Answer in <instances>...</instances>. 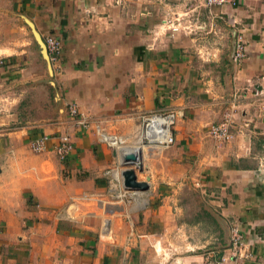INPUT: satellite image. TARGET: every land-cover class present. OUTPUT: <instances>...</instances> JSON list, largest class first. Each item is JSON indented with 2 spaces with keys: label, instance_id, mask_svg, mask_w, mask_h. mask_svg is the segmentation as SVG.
<instances>
[{
  "label": "crops",
  "instance_id": "obj_1",
  "mask_svg": "<svg viewBox=\"0 0 264 264\" xmlns=\"http://www.w3.org/2000/svg\"><path fill=\"white\" fill-rule=\"evenodd\" d=\"M188 11L207 22L206 32L184 28ZM10 14L22 22L13 31L24 34L26 18L42 38L61 40L52 78L63 109L52 123L31 126L11 127L25 122L16 111L0 116V264H264V0L208 8L202 0H0V96L7 106L21 99L28 79L39 78L30 42L3 31ZM238 37L246 55L231 64ZM16 82L22 94H12ZM66 102L140 149L151 202L135 215L142 236L134 247L99 240V220L56 215L71 196L101 190L115 159L91 124L68 121ZM167 110L177 114L173 144L147 143L140 116ZM226 114L233 135L220 142L207 130ZM64 131L73 150L58 160L52 148ZM40 134L50 136L47 150L34 153L30 140ZM48 166L51 178L43 181ZM184 187L199 196L192 213L182 202ZM232 227L241 256L230 250Z\"/></svg>",
  "mask_w": 264,
  "mask_h": 264
},
{
  "label": "built area",
  "instance_id": "obj_2",
  "mask_svg": "<svg viewBox=\"0 0 264 264\" xmlns=\"http://www.w3.org/2000/svg\"><path fill=\"white\" fill-rule=\"evenodd\" d=\"M225 0H202L204 7L221 5ZM172 27V30L177 29ZM46 46V54L52 68V73L60 69V52L62 42L53 34H47L43 37ZM246 48L243 40L238 37L236 40L235 51L232 55L234 64L241 62L246 55ZM65 114L68 121L75 126L88 128L92 125L95 134L109 148L114 151V162L111 167L104 170L102 177L105 185L101 190L81 192L69 198L68 202L56 211L58 218L76 220L80 217L98 218V239L116 244L127 250L137 244V240L142 236L136 229L135 215L149 207L151 202V193L148 188L145 190L124 187L122 183L121 171L125 168H132L137 180L141 173H145L146 165L143 157L139 156L132 160L127 159V155L132 153L133 146L127 144L125 139L120 136L104 131L98 122L89 123L82 118L78 112L76 102H66ZM177 116L174 110L164 112H155L142 114L140 116V125L142 135L147 143H154L162 147H169L174 142L171 134V127L174 118ZM91 124V125H90ZM231 116L224 115L219 121L214 122L208 127V134L220 142H227L232 138ZM50 136L40 134L30 140V148L34 153H42L47 150V142ZM57 142L52 148L54 155L58 160H64L73 150V141L70 134L65 131L57 136ZM135 147V146H134ZM230 250L233 254L241 256V235L236 227L230 228L229 234ZM157 251V250H155Z\"/></svg>",
  "mask_w": 264,
  "mask_h": 264
},
{
  "label": "rangeland",
  "instance_id": "obj_3",
  "mask_svg": "<svg viewBox=\"0 0 264 264\" xmlns=\"http://www.w3.org/2000/svg\"><path fill=\"white\" fill-rule=\"evenodd\" d=\"M186 10H188V6H186ZM195 16H196V12L188 11L186 15V17H189V18H186L188 19V22H185V24L182 23L184 28H191L192 30H195L196 32L200 30L206 32L208 28L207 22L199 20V19L198 21H196V19L195 21L192 20V17L195 18ZM6 21L7 23H4L3 25V31L7 32V29H9V33H10V36L12 37V40L16 39V42L20 44L25 43V42H30V47L32 48L31 52L33 53H32V56L30 57V60L28 59V57L26 59L29 60V62L31 61V59H35L36 66L34 67H37V68H33V70L37 72V74H39V78L27 80V82L25 83L26 91L24 92L23 96H21V99L18 100L16 97L10 98V102L12 106H7L8 100L3 99L2 96H0V116L4 113H8L9 111L11 113L12 112L14 113L16 111L18 113L19 119H22V118L25 119V122H22V123L17 122L15 123V125H13L12 123L11 127L16 126V124L19 126L22 124L31 126L34 123L38 124L39 122L52 123L54 119L58 115H60V113L56 110L57 105L54 102L53 88L51 85H49L47 81L52 80L55 82V80H53L52 78L53 76L50 77L47 73L46 65L39 54L38 44L34 40L29 27L26 24L25 25L23 24L25 26V33L23 34L22 31L21 32L13 31V30H18L19 23L20 24L22 23L19 18L17 19V17L15 16L13 17L10 14L9 18L7 20H4V22ZM0 28H1V25H0ZM203 39H205L204 41L205 43H209V42L212 43V39H210V37L207 35L203 36ZM25 54L27 55V52ZM25 67H27V71H28V66H25ZM24 89L25 88L22 85H20L19 82L11 84L12 94L13 93L16 94L21 90L24 91ZM23 91H21V94ZM0 95H2L1 92H0ZM63 115H65V117L67 116L65 113ZM138 153H140L139 148L137 149V154ZM30 154L32 155L34 153L31 151ZM30 154L28 155V157L30 156ZM138 156L139 155H137V157ZM51 171H52L51 166H48L47 168L43 167L42 172L45 175L44 176L45 178L43 179V181L51 178L50 177ZM48 173L50 174L48 175ZM57 173L59 175L58 168H57ZM139 177L140 178L145 177V173H141ZM52 178L56 180L55 185L57 187L64 185L63 182L60 181L59 178H56L55 176H53ZM182 202L187 207V210H189L190 213H192L195 205L197 206L200 203V200H199V196L197 195V192H194L192 189H187L186 187H184V194H183ZM95 219L98 220V218H94L93 220Z\"/></svg>",
  "mask_w": 264,
  "mask_h": 264
},
{
  "label": "water",
  "instance_id": "obj_4",
  "mask_svg": "<svg viewBox=\"0 0 264 264\" xmlns=\"http://www.w3.org/2000/svg\"><path fill=\"white\" fill-rule=\"evenodd\" d=\"M24 23L29 27V29L33 35L34 40L38 44L39 54H40L42 60L44 61L45 65H46L47 73L50 77H52L53 76L52 68H51V65L48 61V57L46 54L47 50H46V46H45V43L43 41V38L41 37V35L36 30L33 23H31L28 19L24 18ZM234 35H235V31H234ZM235 46H236V40H234L232 51L228 55V60L231 64H233L232 55H233V52L235 51ZM47 82L53 88L54 102L57 105L56 110L59 113H62V109H63L62 100H61V95H60L59 90L57 88L56 82H54L52 80H48ZM134 158H135V155L133 153H129L127 155V159H129V160H132ZM121 177H122V183H123L124 187L126 186L129 188L140 189V190H145L148 188L147 178L145 180H137L135 172L132 168L123 169L121 171ZM228 242H229V240H228Z\"/></svg>",
  "mask_w": 264,
  "mask_h": 264
},
{
  "label": "bare ground",
  "instance_id": "obj_5",
  "mask_svg": "<svg viewBox=\"0 0 264 264\" xmlns=\"http://www.w3.org/2000/svg\"><path fill=\"white\" fill-rule=\"evenodd\" d=\"M138 148H139V147H137V146H136V147L133 146V148L130 150V151H131L136 157H137V155L140 156V153L137 154V149H138ZM139 156H138V157H139Z\"/></svg>",
  "mask_w": 264,
  "mask_h": 264
}]
</instances>
